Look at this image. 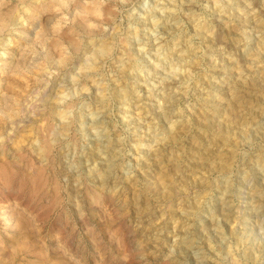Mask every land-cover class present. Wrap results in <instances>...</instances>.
I'll return each mask as SVG.
<instances>
[{
	"label": "clouds",
	"instance_id": "9594fccd",
	"mask_svg": "<svg viewBox=\"0 0 264 264\" xmlns=\"http://www.w3.org/2000/svg\"><path fill=\"white\" fill-rule=\"evenodd\" d=\"M0 264H264V0H0Z\"/></svg>",
	"mask_w": 264,
	"mask_h": 264
}]
</instances>
